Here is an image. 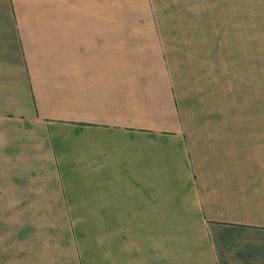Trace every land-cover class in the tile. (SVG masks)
<instances>
[{
    "label": "crops",
    "instance_id": "0c3cea01",
    "mask_svg": "<svg viewBox=\"0 0 264 264\" xmlns=\"http://www.w3.org/2000/svg\"><path fill=\"white\" fill-rule=\"evenodd\" d=\"M0 264H264V0H0Z\"/></svg>",
    "mask_w": 264,
    "mask_h": 264
}]
</instances>
